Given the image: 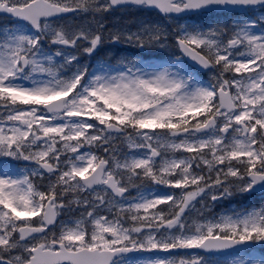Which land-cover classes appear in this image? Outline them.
Listing matches in <instances>:
<instances>
[{"label": "snow or ice", "instance_id": "snow-or-ice-1", "mask_svg": "<svg viewBox=\"0 0 264 264\" xmlns=\"http://www.w3.org/2000/svg\"><path fill=\"white\" fill-rule=\"evenodd\" d=\"M0 264H264V0H0Z\"/></svg>", "mask_w": 264, "mask_h": 264}, {"label": "rangeland", "instance_id": "rangeland-1", "mask_svg": "<svg viewBox=\"0 0 264 264\" xmlns=\"http://www.w3.org/2000/svg\"><path fill=\"white\" fill-rule=\"evenodd\" d=\"M144 16L146 18H148V19H151V20H156V21L162 20V18H160L159 16H157L155 13L154 14L145 13Z\"/></svg>", "mask_w": 264, "mask_h": 264}, {"label": "trees", "instance_id": "trees-1", "mask_svg": "<svg viewBox=\"0 0 264 264\" xmlns=\"http://www.w3.org/2000/svg\"><path fill=\"white\" fill-rule=\"evenodd\" d=\"M255 203L257 204V206H259V199L258 198L255 199Z\"/></svg>", "mask_w": 264, "mask_h": 264}]
</instances>
